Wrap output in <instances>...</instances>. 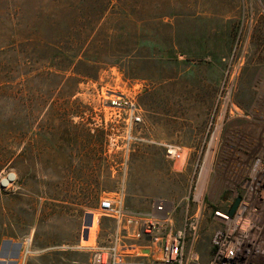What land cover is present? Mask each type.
I'll return each mask as SVG.
<instances>
[{
    "label": "rangeland",
    "instance_id": "374dc122",
    "mask_svg": "<svg viewBox=\"0 0 264 264\" xmlns=\"http://www.w3.org/2000/svg\"><path fill=\"white\" fill-rule=\"evenodd\" d=\"M1 87L0 234L15 238L0 256L26 238L32 250L66 238L27 191L53 195L49 179L69 171L89 182L85 208L100 216V198L127 199L137 230L168 201L164 227L183 230L184 264L195 254L207 264L222 225L213 212L229 209L228 188L258 161L264 170V0H0ZM112 94L135 103L140 122L129 126L126 109L115 118ZM135 232L124 260L155 264L159 247L141 251Z\"/></svg>",
    "mask_w": 264,
    "mask_h": 264
},
{
    "label": "built area",
    "instance_id": "2783aa9c",
    "mask_svg": "<svg viewBox=\"0 0 264 264\" xmlns=\"http://www.w3.org/2000/svg\"><path fill=\"white\" fill-rule=\"evenodd\" d=\"M106 103L109 108L117 111L114 112L115 118L120 117V110L126 109L125 118L129 126L140 122L139 107L126 97L112 94ZM165 156L169 159H178L180 152L176 146L165 145ZM257 163L259 174L256 177L251 176L248 179L243 177L242 183H237L240 184L239 186L232 185L234 194L230 199L229 209L226 212L221 210L213 212V217L222 225L212 234L213 252L207 264H264V177L262 176L264 170L263 165L259 161ZM237 198L239 202L233 214L229 215L228 212ZM168 203L165 200L155 203L154 212L157 216L144 219L135 232V237L146 242L145 246L148 247L149 252L152 251L153 246L159 247V256L155 264H184L183 230L173 232L171 228L164 227V223L171 220L170 213L166 214ZM98 209L102 216L114 220H120L123 216L121 205H116L109 197L99 199ZM125 239L122 234L114 235L108 244L92 248L90 263L126 264L127 261L123 256ZM24 242L30 246L31 238H26ZM25 252H28V249H25ZM192 261L199 264V256L195 254Z\"/></svg>",
    "mask_w": 264,
    "mask_h": 264
},
{
    "label": "crops",
    "instance_id": "0c3cea01",
    "mask_svg": "<svg viewBox=\"0 0 264 264\" xmlns=\"http://www.w3.org/2000/svg\"><path fill=\"white\" fill-rule=\"evenodd\" d=\"M153 124H156V122L147 121L145 126L148 130H151ZM68 169L69 167L67 166V170ZM73 174L74 173L68 171L67 176L51 177L49 179L54 185L55 193L53 195H48L47 192L44 191L39 195H34L27 191L28 197H34L36 199V209L39 213L43 211L45 214L44 209L48 208V206L51 210H54L51 214V220L47 223L50 224L51 230L53 229V226H58L57 231L68 233L66 238L58 240L54 239L52 243L41 246L37 250H32L24 241L13 242V244L18 243V254L15 255V257L10 255L0 256V264L90 263V257L88 258L86 250L90 252L92 248L98 246L100 242L99 238L101 234L103 235L104 233H109L111 235H124L126 238L124 252L126 248L133 247V249H138L136 243H130L129 245L126 244L128 238H130L137 230L136 218L138 217L139 212L133 208V205H130L129 207L127 203L128 200L126 199V203L122 208V218L120 220L112 219V222L107 223L105 218H102V215L96 216L94 212L89 211L81 203L85 199V189H89L90 185L89 182H85L83 179H79ZM43 179L48 180L47 176H44ZM232 181L234 182V180ZM232 185L234 184L232 183L228 189L232 190ZM101 192L106 193L107 191L102 190ZM232 193L234 194L233 191ZM128 195L136 199L138 198L135 194ZM60 213L61 217H59L58 220H55V217L60 216L58 215ZM150 215L157 216L153 209L151 210ZM109 226L111 227L110 229H108ZM33 227L35 231L37 227L36 223ZM90 243H94L95 245L90 246ZM25 249H28V252H25ZM85 254L87 255L86 259ZM130 257L131 256H127V258ZM132 262L133 261H127L126 264Z\"/></svg>",
    "mask_w": 264,
    "mask_h": 264
},
{
    "label": "trees",
    "instance_id": "16d2710c",
    "mask_svg": "<svg viewBox=\"0 0 264 264\" xmlns=\"http://www.w3.org/2000/svg\"><path fill=\"white\" fill-rule=\"evenodd\" d=\"M5 88V87H4ZM4 88L3 87H1L0 88V91H2V90H4ZM22 153H27V149L26 150H22L21 151V153L20 154H22ZM3 192H2V189H0V208L1 209H3V198H2V196H3ZM6 237V238H5ZM13 238H15V236H11V235H9V236H7L6 234H4V233H1L0 234V243L1 242H3V241H5V240H8V239H13Z\"/></svg>",
    "mask_w": 264,
    "mask_h": 264
},
{
    "label": "bare ground",
    "instance_id": "6f19581e",
    "mask_svg": "<svg viewBox=\"0 0 264 264\" xmlns=\"http://www.w3.org/2000/svg\"><path fill=\"white\" fill-rule=\"evenodd\" d=\"M258 167H259V164L257 163L253 168L255 169V171L253 172V174H252V176H254V177H256V175L257 174H259V172H258ZM262 176L264 177V173L262 172ZM203 186H204V182L202 183V185H201V192H202V188H203ZM201 192H200V194H199V196H201ZM94 216V215H93ZM91 217V216H90ZM95 217V216H94ZM89 218V217H88ZM91 220H92V218H91ZM93 221V220H92Z\"/></svg>",
    "mask_w": 264,
    "mask_h": 264
},
{
    "label": "water",
    "instance_id": "95a60500",
    "mask_svg": "<svg viewBox=\"0 0 264 264\" xmlns=\"http://www.w3.org/2000/svg\"><path fill=\"white\" fill-rule=\"evenodd\" d=\"M238 202H239V198H237V199L235 200L234 204H233L232 207L230 208V210H229V212H228L229 215L233 214V212H234V210H235V208H236ZM141 251H144L145 253H148V250H147V249H146V250L141 249ZM17 254H18V253H17Z\"/></svg>",
    "mask_w": 264,
    "mask_h": 264
}]
</instances>
